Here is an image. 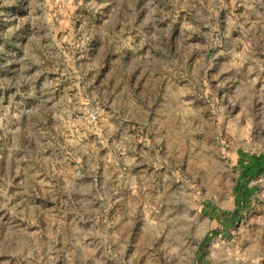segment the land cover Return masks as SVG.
Wrapping results in <instances>:
<instances>
[{"label":"rangeland","instance_id":"1","mask_svg":"<svg viewBox=\"0 0 264 264\" xmlns=\"http://www.w3.org/2000/svg\"><path fill=\"white\" fill-rule=\"evenodd\" d=\"M0 264H264V0H0Z\"/></svg>","mask_w":264,"mask_h":264}]
</instances>
